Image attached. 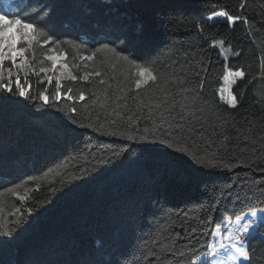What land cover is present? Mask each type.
I'll use <instances>...</instances> for the list:
<instances>
[{"label": "trees", "instance_id": "obj_1", "mask_svg": "<svg viewBox=\"0 0 264 264\" xmlns=\"http://www.w3.org/2000/svg\"><path fill=\"white\" fill-rule=\"evenodd\" d=\"M240 3H21L22 17L31 15L46 25L68 53L67 63L80 65L73 74L100 71L101 76L75 82L65 76L62 92L72 88V101L52 99L54 79L47 92L51 102L44 104L39 93L46 76L30 73L33 98L12 96L0 103V229L13 232L0 236V264H194L208 252L225 216L234 219L264 209V0H246L243 10ZM220 10L247 17L248 23L230 26L217 18L212 26L206 17ZM69 42L84 45L81 55L105 44L115 47L152 70L159 82L137 90L134 82L140 77L130 62L108 50L82 61ZM47 47L51 45L36 49L32 64L37 71ZM202 62L211 66L205 95L217 114L230 121L228 139L213 135L214 146L207 150L199 146L207 137H196L197 144L185 138L176 146L218 164L243 159L249 167L201 166L158 142L175 143L177 136L165 135L160 118H147V108L138 110L140 100L147 103L152 93L158 94L168 77H193ZM225 65L245 71V78L231 88L242 101L238 109L215 95L224 86L227 96ZM43 66L51 67V62ZM101 79L106 83L100 84ZM192 83L198 82L193 78ZM81 91L84 101L79 100ZM261 225L257 230L264 235ZM251 244L252 264H264V242L257 237ZM231 252L225 248L219 254Z\"/></svg>", "mask_w": 264, "mask_h": 264}, {"label": "snow or ice", "instance_id": "obj_2", "mask_svg": "<svg viewBox=\"0 0 264 264\" xmlns=\"http://www.w3.org/2000/svg\"><path fill=\"white\" fill-rule=\"evenodd\" d=\"M246 7V0H241L240 8L243 10ZM217 18L226 20L230 26H234L237 22L248 23L247 17L241 15H230L225 10L214 11L211 15L206 17V21L212 26H215ZM47 26L38 25L35 19L31 15H25L22 17L20 12L10 13L8 15L0 11V103L6 102L11 99L12 96L24 97L25 99L31 97L32 84L28 79L29 74L39 76L44 73L46 76L47 84L43 91L39 93V99L44 104H49L51 99L48 92V87L56 81L55 95L52 99L59 101L62 96L67 100L72 101L76 99L72 95V88H68L66 92H62L63 79L67 76L71 81L77 80L88 81L90 76H101L100 71L88 72L84 71L81 76L73 74V68H79L80 65H69L67 63L68 53L61 49V42L54 40L53 36L48 34L46 30ZM201 34L203 28L200 29ZM73 49L76 50V55L80 57L82 61H93L98 53H102L108 50L113 53V57H118L120 60L130 62L131 65L137 69V74L140 78L135 80V89L139 90L142 85H147L149 82L158 83L159 76L147 67L141 66V63L137 60L130 59L128 55H124L122 52H118L115 47H110L105 44L100 48L95 49L91 54L81 55L80 50L84 48L82 44H75L69 42ZM47 50L42 53V59L39 61L41 65L37 69L33 66L32 60L36 59V49L45 48ZM215 47V45H213ZM60 49V50H58ZM31 54V59L30 55ZM237 56L241 55L240 52L236 53ZM227 60V57L225 56ZM45 61L51 62V67H44ZM155 62V61H152ZM6 64H10V67H5ZM115 67V64L112 65ZM87 68V64L84 65ZM59 69V75H50L49 73H55ZM15 70V71H14ZM211 72L210 64L204 65L195 70L193 77H189L187 73L184 75H175L168 77L165 86L159 89V93H152L147 103L144 100H140L138 110L142 111L147 108V118H160L159 122L164 126V133L167 136H171L173 133L177 136V141L174 143L171 139H165L158 141L165 144L170 148H174L175 151L189 155L193 160L199 163L201 166L207 165L209 168L222 167L225 170H232L235 167H249L245 164V161L241 159L239 163H225L218 164L213 160L199 158L193 153L189 152L187 147H177L176 143L191 142L197 144L196 137L203 139V144L200 147L205 150L213 148L214 142L212 140L213 135L223 136L225 140L228 139L226 129L230 124V121L221 115H218L212 98L205 95V86L207 83V77ZM23 75V81L21 79ZM195 79L198 83L193 84L192 79ZM245 78V71L242 68L233 70L225 65L224 74L222 76L223 84L228 85L227 96H225V87L221 86L216 90L215 95L230 109H238L241 106L242 101L238 99L237 94L231 90L232 86L237 83L238 80ZM7 81V82H5ZM40 84L44 83V80L39 81ZM100 84H105L106 81L101 79ZM172 85V88H168V85ZM26 85V86H25ZM15 89V91H14ZM9 94V95H3ZM156 97V98H153ZM86 99L85 93H79V100L84 101ZM120 99V97H117ZM135 100L136 97H133ZM117 107H120L117 104ZM125 107L127 105L125 104ZM72 113H76L75 107L71 108ZM120 115V113H117ZM142 117L137 116L136 119L140 120ZM215 118V119H213ZM131 119V117H129ZM115 135L116 133H111ZM134 139V137H129ZM144 139H147L144 137ZM247 139V137H245ZM116 155V154H114ZM107 162V161H105ZM264 171V169H261ZM31 211V210H29ZM258 212L261 217H264V209L251 210L246 215H250L252 218L257 217ZM243 217H237V227L233 230L227 231V236L224 237L228 241L225 243L219 237L217 242L212 245L210 251L205 255L217 256L225 248L232 249V252L226 259L207 261L204 260L203 264H252L251 249L253 245L251 241L259 238L264 242V235L259 234L258 230L256 235H253L252 230L255 223V219H248L247 223H239ZM261 226H264L262 223ZM243 233V239L241 238ZM11 229H0V236H12ZM199 259V258H198Z\"/></svg>", "mask_w": 264, "mask_h": 264}, {"label": "rangeland", "instance_id": "obj_3", "mask_svg": "<svg viewBox=\"0 0 264 264\" xmlns=\"http://www.w3.org/2000/svg\"><path fill=\"white\" fill-rule=\"evenodd\" d=\"M5 67H10V64H6ZM53 75L54 76L55 75H59V69L58 68H57V71L55 73H53ZM5 82H7V81H5ZM20 199H22V198H20ZM254 210H259V209H254ZM247 213H249V212H247ZM247 213L239 216V217H243V219H241L239 221V223L243 224V223H247L248 219H255V223L253 225V229L250 230V231H252V233H254L256 231L258 225L264 223V217H261L259 212H258L257 217L252 218L250 215H246ZM236 227H237L236 218L232 219L230 217H225L224 220L222 221L221 225L216 227L214 232H213V241H212V243L210 245V248H209L208 252L210 251L212 245L217 242V238L218 237L221 240H223V241L226 240V239H224V237L227 236V231L228 230H233L234 231L236 229ZM241 237H243V233H241ZM208 252H206V253H208ZM222 257H224L225 259L227 258V257H225L222 254H219V255H217L215 257L204 254L199 259H196L194 264H203L204 260H207V261L220 260ZM224 258H222V259H224ZM230 263H231V261H230Z\"/></svg>", "mask_w": 264, "mask_h": 264}, {"label": "bare ground", "instance_id": "obj_4", "mask_svg": "<svg viewBox=\"0 0 264 264\" xmlns=\"http://www.w3.org/2000/svg\"><path fill=\"white\" fill-rule=\"evenodd\" d=\"M222 258H224V257H222ZM222 258H221V259H222ZM221 259H220V260H221ZM224 259H225V258H224ZM229 264H231V263L229 262Z\"/></svg>", "mask_w": 264, "mask_h": 264}]
</instances>
